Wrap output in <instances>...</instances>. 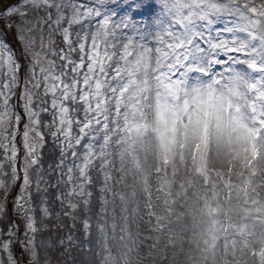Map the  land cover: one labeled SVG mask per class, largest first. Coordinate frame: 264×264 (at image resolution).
Returning <instances> with one entry per match:
<instances>
[{"label":"snow or ice","instance_id":"snow-or-ice-1","mask_svg":"<svg viewBox=\"0 0 264 264\" xmlns=\"http://www.w3.org/2000/svg\"><path fill=\"white\" fill-rule=\"evenodd\" d=\"M261 23L264 5L234 0H199L195 12L181 14L169 0L3 3L0 264H89L102 227L99 215L89 219L93 165L104 167L109 123L131 85L146 89L154 81L162 86L157 94L175 95L192 78L217 86L244 81L230 97L229 127L264 136ZM145 57L155 65L140 80ZM169 98L158 96V106Z\"/></svg>","mask_w":264,"mask_h":264},{"label":"bare ground","instance_id":"bare-ground-1","mask_svg":"<svg viewBox=\"0 0 264 264\" xmlns=\"http://www.w3.org/2000/svg\"><path fill=\"white\" fill-rule=\"evenodd\" d=\"M256 1L264 4V0ZM240 5L245 6L243 2ZM185 9L190 11L187 4ZM183 12L180 4L179 14ZM257 28L264 32V23ZM154 65V60L145 57L144 66L137 69L139 79L145 78V66L151 68ZM244 83L232 78L217 86L211 80L192 78L175 95L166 94L163 89L157 94L155 89L162 87L154 81L146 89L135 84L130 86L124 100L135 102V114L146 118L148 123L153 121L158 96H170L166 105L158 106L166 110L169 123L175 126L173 155L162 159L167 164L168 176L165 180L171 178L170 182L174 179L185 189L191 180L190 187L181 195L182 202L175 206V215L169 226L166 227V221L171 209L166 214V220L163 218L164 228L161 222L156 225L149 221L151 206H157L158 199L162 197L155 192V185L161 184L163 179H159L154 170L161 160L158 153L160 146L150 128L143 132V139L137 143L142 155L139 154L135 161L144 168L136 176L137 182L132 179L130 185L127 184L129 200L119 212L114 209L95 213L92 217L95 222L99 215L102 227L95 233L94 254L87 257L89 264H264V215L257 218L251 215L253 212L242 214L240 209L244 206V195L240 193V196L234 197L240 183L248 180L249 194H256V198H262L264 204V136L259 139L252 137L254 146L251 150L246 148L249 155L247 161L238 163L239 145L248 140L244 133L229 127L234 111L230 97L234 99L242 92ZM176 103L181 110L173 108ZM107 110L111 112L109 108ZM202 137L209 145L201 147L194 156L193 149ZM128 145L134 151L130 141ZM150 158L154 163L151 171L145 167ZM136 162H131V165L137 168ZM203 163H206L205 167L208 164L202 180L206 188H200V181L191 172V169L201 168ZM241 168L249 170L250 175L239 176ZM130 173L134 174L133 171ZM170 173L173 176L170 177ZM205 191V196L199 198V194ZM234 198L242 202L236 204L232 201ZM147 201L150 202L147 204ZM214 207H217L215 217L219 220L210 224L208 214ZM258 207L254 204L250 210ZM245 217L244 221L237 222ZM241 223L251 228L242 233L236 232ZM164 241L169 242V249L165 252ZM226 253L236 254L235 259H227Z\"/></svg>","mask_w":264,"mask_h":264},{"label":"rangeland","instance_id":"rangeland-1","mask_svg":"<svg viewBox=\"0 0 264 264\" xmlns=\"http://www.w3.org/2000/svg\"><path fill=\"white\" fill-rule=\"evenodd\" d=\"M11 2V0H0V6H2L3 3ZM216 3H221L222 0H215ZM243 2L245 5L254 4L257 7L264 5L262 3L257 2L256 0H234V3L241 4ZM170 7L173 9V11L177 12L179 14V6L182 4V11L185 10L186 4L190 7L189 13L196 11V6H198L199 0H169ZM223 3H227V0H223ZM7 39L9 42H11L13 45L19 49V45L16 44V41L13 39L11 33L8 34ZM123 63V62H122ZM162 87V86H161ZM246 88V83L243 86V89ZM106 108H110V110L113 109L114 105L113 103L109 102L105 105ZM136 103L135 102H129L124 100L121 104V113L119 116H115L112 120H110L109 123V136H110V142L105 146L104 151L107 153L106 156V162L104 164V167L101 168L100 164L101 161L97 160L95 164L93 165V171L92 176L93 179L96 181V184L93 186V198H92V204L94 207L92 208V211L89 213V219L92 220V217L95 216V213H99L98 209H103V211H100V213H105L109 211H113L115 209V212H119L121 210V207H124L126 205V202L128 198V190L127 184L130 185V181L134 179L137 182L136 176L142 172V165L137 163V156L141 154V151L138 148V140L143 139V132L148 131L149 128L151 129V132L154 134L155 140L160 146V149L158 150V153H160L159 157L162 159L168 158V156L173 155L171 150L174 148L173 141L175 138V132H174V125H171L166 117V110L156 107V111L153 113V121L151 123L147 122L146 118H139V115L135 114L137 110L135 109ZM113 132V133H112ZM112 133V134H111ZM179 134V131L176 135ZM248 142H243V144L239 145V150L237 153V162L239 161L244 162L248 159V153L246 152V148L250 150L252 147V137L246 135ZM131 142L133 145V150H131V146H127V142ZM142 155V154H141ZM136 159V161H135ZM131 162H136L135 165L138 167H134V165H131ZM153 159L150 158V160L146 163V168L151 171V168L153 167ZM203 163L201 168H196L192 172L196 175L198 180L200 181V188H206L202 184V180L205 176V171L208 168V164ZM161 166L158 165L156 167L157 172H164L160 170ZM197 170V171H196ZM130 171H133L134 174H131ZM242 171V170H239ZM246 172H249V170H246ZM197 173V174H196ZM245 174V173H240ZM173 176V173H170V177ZM249 176V175H247ZM171 178L167 180V183L165 187L162 189L165 192H168L169 199L166 201V204L171 207V212L168 215H165L163 218L166 221V227L169 226L171 218L173 215H175L174 208L177 204L181 203V195L187 191L190 187L189 180L186 184L187 189L182 186V184L175 183V180L170 181ZM158 187V186H157ZM102 188V191H99L97 189ZM87 191V188H86ZM240 191L245 194L244 198V206L242 209H240V212L242 214L249 212H253L251 214L253 217L257 216L263 218L264 215V204L261 201L262 198H256L255 195H251L250 189H249V182L247 180H244L241 182L240 187L236 189L235 196H240ZM153 194V192H152ZM206 191L199 194V198H202L205 196ZM102 198V199H101ZM75 199V198H74ZM153 199H150V201ZM147 201V204L150 202ZM235 202H239L237 198ZM165 204V203H164ZM255 204V207L259 205L257 209H254V211H251L250 208L252 205ZM153 208V207H151ZM217 210V207H214L208 214L210 216L209 221L211 223H217L219 220L215 217V212ZM144 213V211H143ZM207 215V216H208ZM247 217L238 219L244 221ZM155 220L154 222L157 223L159 221V218H150V220ZM249 219V217H248ZM237 220V221H238ZM162 219V228H164V223ZM243 223V222H242ZM242 223L238 226L236 229V232L242 233L243 231L251 228L248 224ZM79 225H77V230H74L76 232V235L79 236ZM238 243V242H237ZM169 242L164 241L163 244V251H167L169 248ZM227 259H235L236 254L232 255L229 253H226ZM162 262V261H161Z\"/></svg>","mask_w":264,"mask_h":264}]
</instances>
